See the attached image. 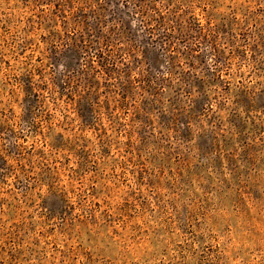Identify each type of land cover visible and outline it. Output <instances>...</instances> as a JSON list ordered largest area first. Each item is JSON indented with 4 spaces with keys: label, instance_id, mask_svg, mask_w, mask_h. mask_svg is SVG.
Listing matches in <instances>:
<instances>
[{
    "label": "rangeland",
    "instance_id": "1",
    "mask_svg": "<svg viewBox=\"0 0 264 264\" xmlns=\"http://www.w3.org/2000/svg\"><path fill=\"white\" fill-rule=\"evenodd\" d=\"M0 264H264V0H0Z\"/></svg>",
    "mask_w": 264,
    "mask_h": 264
},
{
    "label": "trees",
    "instance_id": "2",
    "mask_svg": "<svg viewBox=\"0 0 264 264\" xmlns=\"http://www.w3.org/2000/svg\"><path fill=\"white\" fill-rule=\"evenodd\" d=\"M99 51V55H103L104 54V48H101Z\"/></svg>",
    "mask_w": 264,
    "mask_h": 264
}]
</instances>
